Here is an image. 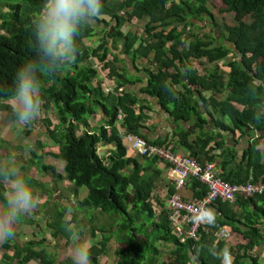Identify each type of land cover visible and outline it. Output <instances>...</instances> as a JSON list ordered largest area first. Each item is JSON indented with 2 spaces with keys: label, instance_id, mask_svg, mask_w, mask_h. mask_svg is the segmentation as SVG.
Masks as SVG:
<instances>
[{
  "label": "trees",
  "instance_id": "trees-1",
  "mask_svg": "<svg viewBox=\"0 0 264 264\" xmlns=\"http://www.w3.org/2000/svg\"><path fill=\"white\" fill-rule=\"evenodd\" d=\"M43 3L44 0H0V101H10L17 70L37 58L31 21ZM209 3L216 12L231 15L236 22L235 26H225L226 40L223 37V40L215 41L214 36L182 32L179 28L180 25L195 27V20L202 21L205 15L214 19ZM2 4L10 6L11 12L6 13ZM102 4L100 15L110 16L111 22L97 20L106 27L101 43L94 49L85 46L84 41L91 38L93 31V26L86 22L76 39L75 60L52 77H41L42 99L50 103L58 117V123L52 127L49 122L48 129V138L51 144L58 146V151L48 150L47 155L66 162L65 173H58L54 166L46 165L37 150H31L32 162L42 172L52 171L58 182L69 181L77 196L79 189H87V196L76 209L78 206L92 209L91 213L85 211L86 217L111 215L109 227L91 230L93 238L97 233L101 237L90 244V264L107 263L112 239L117 242L115 264H221L210 254V249H223L226 241L215 242L205 233L199 240L181 241L173 232L168 211L162 208L161 214H157L151 203V192L160 176L157 170L160 159L144 156L146 162H140L127 156V147L116 121L119 113L124 112V126L140 135L136 123L141 115L134 110L137 98L132 92H126V88L143 79L133 76L127 66H122L124 61L115 51L122 43L123 54L128 56L137 72L147 77L142 91L158 96L175 120H188L192 113H197L200 120L205 121L196 107L197 101L192 98L194 87L206 105L210 102L216 111L230 117L229 125L220 122L223 128L232 132H245L251 127L264 130V122L257 123L253 119L254 112L264 102V85L256 82L264 81V0H126L119 4L102 0ZM125 9V13L120 14ZM136 19L146 21L143 35L124 30L128 21ZM191 38L193 40L189 41ZM227 43L234 47L230 48ZM150 53H153L152 65L159 69L158 72L136 64L139 59H147ZM232 53L236 56L227 63L229 72L217 67L212 72L192 68L202 60L210 64L227 60ZM92 59L97 63H91ZM170 68H175L176 72L170 73ZM100 71L104 81L99 80ZM183 77L188 81L183 82ZM107 82H115V92L105 91L104 83ZM178 83L185 86L184 92L174 88ZM247 89H257L255 98L248 95ZM202 90H212L214 94L226 92V96L223 100L212 97L206 100ZM236 104H242L243 109ZM99 111H102L103 119L106 118L104 123L97 130H84L78 135L81 125L92 127L90 121ZM190 134V131L176 133L188 148H192L188 142ZM200 140L210 142L208 138ZM38 143L42 146L41 141ZM112 143L116 147L107 149V156H100L99 145ZM259 153L252 144L246 150V157L252 160ZM227 165H231V158L223 160L222 167L219 166L220 172L221 169L224 172H218V175L224 181L231 184L248 182V177L225 173ZM21 169L25 173L24 167ZM25 179L34 192H42L43 187L38 181L29 175ZM1 181L0 200L4 202L7 185ZM194 188L196 197L205 196V185L195 181ZM172 193L170 191V195ZM217 209L220 216L214 215L215 222L227 225L233 235L241 234L246 241L229 245L231 264H261L256 247L264 241V195L238 197L234 204L219 202ZM69 213H74L70 221L77 224L81 236L79 218L82 217L71 205L65 206L62 202L49 207L46 229L55 239L63 238L72 245V239L64 230ZM29 220L24 221L30 223ZM160 245L169 249L166 259L161 258ZM3 246L6 253L0 264H32L35 261L59 264L56 255L49 253V246L54 245L48 243L47 237H41L39 241L31 239L24 244L12 238Z\"/></svg>",
  "mask_w": 264,
  "mask_h": 264
},
{
  "label": "crops",
  "instance_id": "crops-1",
  "mask_svg": "<svg viewBox=\"0 0 264 264\" xmlns=\"http://www.w3.org/2000/svg\"><path fill=\"white\" fill-rule=\"evenodd\" d=\"M125 1L126 0H113V2L116 4ZM3 10H5L6 13L11 12L10 6L3 5ZM129 10L130 9H127V11ZM125 11L126 9L121 11L120 14L125 13ZM97 20L111 22L110 16L107 15H98L87 21L88 24L93 26L91 38H87L84 41L85 46L88 49H94L101 43L102 41L101 39L103 37L102 35H104V31L106 29L104 23H101ZM145 25H146V21L144 19L142 20L136 19L133 20L132 22L128 21L124 27V30L131 31L133 33H138L139 35H143V32L145 30ZM110 45H112V42H110ZM117 49L118 50H116L115 52L119 54L120 59L124 61V64L122 66H127L133 76H138L143 79L142 81L129 84L128 87L126 88V92H130V93L132 92L137 98V102L134 105L135 108L134 110L136 111V114L141 115V118L136 123V125H138L137 131L140 135L145 137V139L148 142L154 144L155 143L162 144V143H158L160 141L162 142L164 141L163 143H166V141L173 143L175 149L179 153H182V155L184 156L192 155L201 161H205V160L209 161V159L212 158L213 160L211 162L217 165L218 172H220L219 166L220 168L222 167V161L229 160L231 158V165L230 166L227 165V170H225V173H233L245 179L248 177V182L256 181L257 183H260L264 181V130H259L257 128L251 127V128H247L245 132H240V130H237L236 132H232L230 129L223 128L220 122L225 123V125H229L231 123L230 117L228 115L222 114L219 111H216L210 102L206 105V103L201 100L198 91L191 86L190 82H188V86H191L194 92L192 98L194 101L195 100L197 101L196 107L198 108L200 115L203 117L205 121H201L197 113H192L191 118L188 120H183V119L175 120V118L171 115L168 108L162 105L161 100L158 96L149 95L146 94L144 91H142V87L145 86L146 84L147 77L145 76L144 73L137 72L136 69L134 68V65L130 62L128 56L126 54H123L122 43L119 45ZM152 58H153V53H150L147 59H139L137 60L136 64L138 66L140 65L139 66L140 68L149 67L151 68L152 72H158L159 69H157V67H153L152 65L153 64ZM93 62H95L93 64L97 63L96 60H93ZM86 63L88 64L89 60H87ZM224 63H226L225 60L216 63V65L220 66ZM212 66L213 64L207 63L206 60L205 61L202 60L199 61L197 64H194L192 68L193 70H198L200 72L203 70H205V72H210L212 71L210 70ZM225 70L226 71L224 72H229L227 66ZM168 71L170 73L176 72L175 68H170ZM183 71L185 70L183 69ZM99 74H100L99 80L104 81L105 77L102 71H100ZM182 80L183 82L188 81L186 77H183ZM115 88H116L115 82L104 83V89L107 92L108 91L115 92L116 91ZM174 88L178 91H182V92L185 91V86L181 83L175 84ZM201 93L203 96H205L206 100L211 99V97L213 99L215 98L216 100H223L225 99L226 96V92L224 93L217 92L216 94H214L212 90H202ZM236 106L240 109H243L244 107L242 104H236ZM119 114L120 116L118 115L116 125L123 137V142L127 147V156L131 158H136L140 160V162H146V160H144L142 156L138 155L137 151L132 149L130 143L124 139V133L130 132V130L127 128V126L126 127L124 126V118H125L124 112H120ZM104 120H106V118L103 119V113L102 111H99L98 113H96L95 117H93L90 121L92 124V127L90 128L91 130L86 126L81 125L80 130L78 131V135H81L84 130H88V131L97 130V128L102 123H104ZM179 131L191 132L190 136L188 137V142L192 145V148H188L182 143V140H179V136L176 135V133ZM203 138L210 139V142L208 143L207 141L204 142L200 140ZM258 138L260 139L259 141L257 140ZM219 142H221V144H219ZM252 144L256 146V151H260V153L258 156L252 157V160H250V157H246V150ZM115 147H116L115 143L100 144L98 147L100 156L102 157L107 156L106 150ZM38 155H40V153H38ZM63 163H64L63 165H65L64 167H66L67 163L66 162ZM148 163L149 161L147 160V164ZM46 165L54 166L56 168L55 163L46 164ZM157 165H158L157 170L160 171V176L158 177L157 182H155V187L151 192V196H152L151 203L154 205L155 210H157L158 215L161 214V211L163 210L162 208L166 209L168 211L167 213L169 214V210L166 208V201L175 192V187L174 185H172V178H174L175 176L172 172L170 165L165 163L163 160L160 159V162ZM56 171L58 173H61L57 170V168ZM39 172L42 171L39 170ZM222 172L224 171H222L221 169L220 173ZM42 173H50L48 176L50 177V181L48 184H46V182H44L43 180L38 181L43 187L42 191L45 189L43 183H45L49 187L48 188L45 186L49 190L45 189V192H38L36 195L37 197H41L39 201H42L43 206L47 204L48 201L51 199L49 195H51L52 197V193L55 194L56 196L61 195L64 198L62 200H58L57 198H54V200H52L53 199L52 198L51 202H53V204L57 203L58 201H63V203L66 202L67 204H72L76 200H78L77 203H79L83 198L87 196L88 193L87 191L81 192V190H79L77 196L75 194V189L73 190L70 188L69 189L73 191V196L64 195V191H62L63 189H57V187L54 186V184L56 185V183H61L62 181L58 182L52 171L42 172ZM64 173H65V168L63 173L61 174ZM40 174L38 173V175ZM31 179L34 180V178L32 177ZM51 181L53 182L50 184ZM63 182H67V181L63 180ZM194 182L195 180H191L188 183L187 188L182 192L183 198L186 199L192 197L196 198ZM170 191L173 192L171 195H170ZM159 202H161L163 205L159 204ZM65 206L68 205L65 204ZM216 213L218 214L217 216L219 217L220 216L219 211H217ZM18 224L15 228V231L19 230ZM234 238L235 240H233L232 242L231 241L226 242L224 248H228L229 245L235 246L239 243L246 242L241 234L238 233L234 234L233 239ZM31 239L32 237H28L27 239L24 240L23 243H21L20 241L18 242L20 244H24L26 240L28 241ZM52 243L54 244V241H52ZM256 251L260 257V263L264 264L263 240H261L258 243L256 247ZM49 252L50 254H52L51 249ZM5 253H6L5 249H3V251L0 253V261L4 258ZM53 255H56V257L59 260L58 262L59 264H63V263L70 264L69 260L71 259V256L68 254L64 259H62L61 249H59L58 252L55 249L52 256ZM101 258H103V256ZM109 262H110V258L107 261V263Z\"/></svg>",
  "mask_w": 264,
  "mask_h": 264
},
{
  "label": "clouds",
  "instance_id": "clouds-1",
  "mask_svg": "<svg viewBox=\"0 0 264 264\" xmlns=\"http://www.w3.org/2000/svg\"><path fill=\"white\" fill-rule=\"evenodd\" d=\"M102 7V0H44L41 10L31 21L37 58L17 70L14 91L9 96V106L18 125H30L39 117L42 107L41 77L50 78L75 60L76 39L82 26L100 15ZM256 82L264 85V81ZM247 92L255 98L257 89H247ZM253 119L257 123L264 122V102L254 112ZM0 180L7 184L4 202L0 203V242H4L14 238L17 224L22 217L37 209L39 198L33 193L14 157L0 159ZM194 222L214 225L215 217L208 211L198 215ZM64 230L72 239V264H90L89 242L80 238L79 229L70 220L64 222ZM210 254L221 264H231L228 248H212Z\"/></svg>",
  "mask_w": 264,
  "mask_h": 264
},
{
  "label": "rangeland",
  "instance_id": "rangeland-1",
  "mask_svg": "<svg viewBox=\"0 0 264 264\" xmlns=\"http://www.w3.org/2000/svg\"><path fill=\"white\" fill-rule=\"evenodd\" d=\"M208 7L212 11L214 19L208 18L205 15L202 21L195 20L197 26L188 27V26L180 25L179 28L181 29L182 32L193 31L195 34H198L200 36H210V37L214 36L215 41L223 40V37L226 40V37L224 35L225 26H235L236 22L234 21L231 15H221L218 12H216V10L213 9V6L210 3ZM192 40L193 38H191L189 41ZM227 44L229 45L230 48L234 47L233 44L230 43ZM235 56L236 55L233 53L230 54L228 56V59L225 60L226 63L220 66L213 64L210 70L214 71V69L217 67L220 68V70L226 71L227 69L225 70V68L227 66V63L234 60ZM91 62L95 63L93 62V60ZM8 103H10V101H6V100L0 101V159L7 158L9 155L11 157H14L15 162L20 166V168L24 167L25 173H27L29 176L34 178V180L37 181L43 180L44 182H46V184H48L50 181V177H48L50 173L39 172L37 166L32 162L31 150H37L38 153H40V155L44 157L45 164L55 163L57 170L63 173L65 168L64 167L65 165H63L64 163L58 162L52 156L47 155L48 150L58 151V146H56L55 144H51L52 141L50 137L48 138L49 122H51V126L54 127L58 123V117L57 115H55V111L53 107L50 105V103L48 104L47 101L45 102V99H42L41 113L39 117L36 120H34L30 125L21 126L16 123L15 116L11 108L7 109ZM38 141L42 142V146L39 145ZM21 171L24 175V178L28 177V175H26L22 169ZM38 173L39 174L42 173V174L38 175ZM52 182L53 181H51L50 184ZM43 184H44V188L46 190H49L48 189L49 187L45 183ZM45 186L48 188H46ZM54 186L57 187V189H63L62 191H64V195L73 196V191L70 189L74 190V186L71 185V183H69L68 181L67 182L62 181L61 183H56V185L54 184ZM45 189L42 192H45ZM5 190L7 191V189ZM79 190H81V192L87 191L85 187ZM49 197L51 199L53 198L52 200H54V198H57L58 200L64 199L63 196L61 195L56 196L53 193H52V197L51 195H49ZM38 198L40 199L41 197ZM51 199L49 201L47 200L48 203L45 204L44 206L42 205V201H39V206L33 213L21 218L23 220L19 221L18 224L19 230L15 231V236L13 239L14 240L16 239L17 241L23 243L24 240L27 239L28 237H32V239H34L35 241H39L41 237H47L48 243L49 242L52 243V241H54V244L52 243L54 246H49L48 248L49 251L51 249V253L53 254L55 249L57 252L59 251V249H61V256H62L61 258L64 259L68 254L71 256L72 245L68 244V242L63 238H59V239L53 238L52 235L49 234L50 232L47 231L46 229L47 211L49 207L51 208L53 206V202H51L52 201ZM61 202L63 203V201H58L57 203H61ZM77 202L78 200L74 201L72 204H67L66 202H64L63 204L64 205L66 204L68 206L71 205L72 209H74L77 212V215L82 217L79 218V221L81 223V232H82L80 238L82 240H87L89 244H92L94 241H97L101 237V234L97 233V237L93 238L91 234V230L93 228L109 227V225L112 223V219L110 217L111 215H103L98 217L94 216L91 218L86 217L84 214L85 211L91 213L92 209L82 208L78 206V210H76L77 205L79 204ZM0 203L3 202L0 200ZM73 215L74 213H69L68 217L66 216V219L71 220L73 218ZM27 219H30L29 220L30 223L23 222L24 220ZM80 223H78L79 226ZM75 225L77 227L76 223ZM233 240H235V238L234 239L232 238L230 241L232 242ZM4 242H0V253L3 251V249H5L3 246ZM116 247H117V242L115 241V239H112L110 242L111 251L108 254V257L110 258V262L105 264H115L114 249ZM160 247L163 252L161 258L166 259L169 249L164 245H160ZM102 259L103 258H101V262L103 261ZM69 263L72 264V259H70ZM32 264H38V261H35Z\"/></svg>",
  "mask_w": 264,
  "mask_h": 264
},
{
  "label": "built area",
  "instance_id": "built-area-1",
  "mask_svg": "<svg viewBox=\"0 0 264 264\" xmlns=\"http://www.w3.org/2000/svg\"><path fill=\"white\" fill-rule=\"evenodd\" d=\"M124 139L139 156L157 157L170 165L175 176L172 178L175 192L167 199L166 208L169 210L173 232L181 241L199 240L202 233H205L215 241L229 242L233 238V232L227 225L220 222H215L214 225L194 222L196 217L208 211L215 215L219 202L234 204L238 197L264 195V181L245 184L226 182L218 175L216 164L201 161L192 155L184 156L175 149L173 143L154 144L133 132L124 133ZM191 180L206 186L204 197L183 198L182 192Z\"/></svg>",
  "mask_w": 264,
  "mask_h": 264
},
{
  "label": "water",
  "instance_id": "water-1",
  "mask_svg": "<svg viewBox=\"0 0 264 264\" xmlns=\"http://www.w3.org/2000/svg\"><path fill=\"white\" fill-rule=\"evenodd\" d=\"M105 147H107V146H105Z\"/></svg>",
  "mask_w": 264,
  "mask_h": 264
}]
</instances>
